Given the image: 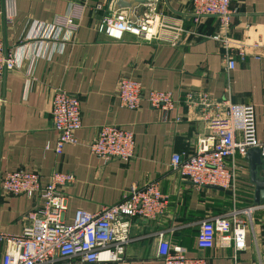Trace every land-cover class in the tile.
Masks as SVG:
<instances>
[{
    "label": "crops",
    "instance_id": "1",
    "mask_svg": "<svg viewBox=\"0 0 264 264\" xmlns=\"http://www.w3.org/2000/svg\"><path fill=\"white\" fill-rule=\"evenodd\" d=\"M149 1L136 13L151 7L166 28L153 41L127 34L118 42L98 32L115 11L112 0H0V35L20 63L0 74V231L20 236L35 205L3 192L10 172L37 171L44 184L56 172L72 175L74 183L63 192L68 223L78 210L97 213L121 203L132 187L154 182L168 197L166 213L157 220L133 219L131 242L117 264H163L157 258L162 233L189 257L209 264H264V205L256 203L247 158L229 159L237 173L230 190L198 188L171 166L175 155L197 154L199 139L210 134L208 122L223 117L230 104L255 108L264 142V0H233L227 23L195 17L191 0ZM75 9L81 13L75 33H50ZM124 77L140 81L146 92L171 93L175 108L165 113L147 102L138 111L122 108L116 90ZM57 91L78 97L82 112L78 144L67 145L61 155L52 122ZM104 126L134 133V159L105 163L91 152ZM256 179L264 181L261 166ZM232 215L247 223L246 248L236 251L218 241L211 250L198 249L201 224Z\"/></svg>",
    "mask_w": 264,
    "mask_h": 264
},
{
    "label": "built area",
    "instance_id": "2",
    "mask_svg": "<svg viewBox=\"0 0 264 264\" xmlns=\"http://www.w3.org/2000/svg\"><path fill=\"white\" fill-rule=\"evenodd\" d=\"M117 2L112 0L113 4ZM232 2L191 0V5L195 17L213 16L227 23ZM80 15V11L75 9L70 16L58 19L50 27V33L63 30L75 33ZM134 16L133 21L127 10L114 11L111 17L100 22L98 32L118 42L123 41L127 34L153 41L159 37V31L166 28L151 7ZM53 39L58 41L57 37ZM33 64L32 61L31 66ZM19 65L16 57L5 51L0 35V74ZM228 67L234 70L235 61L230 59ZM116 97L122 108L131 111H138L143 102L165 113L175 108L171 93L146 92L141 82L133 77L119 81ZM52 122L59 136L56 153L61 155L67 145L78 144L76 134L82 129L79 98L57 91L52 100ZM208 128L210 134L199 139L196 155L173 157L171 166L175 172L198 188L230 190L236 184L237 173L235 169H229V159L236 156L247 158L250 150L259 149L264 177V142L258 138L257 114L253 106L230 104L223 117L208 122ZM89 148L105 163L117 159L131 161L135 157V135L122 127L104 126ZM74 181L72 175L56 172L44 184L37 171L28 169L4 176V193L26 196L35 205L27 214V224L20 236L0 231V264H117L131 242L133 219L157 220L165 215L168 208V197L153 182L144 188L132 187L121 203L104 207L97 213L78 210L72 223H68L65 221L67 201L63 192ZM247 232V223L236 215L209 219L201 224L197 247L211 250L220 241L224 247L233 246L236 251H243L247 245ZM158 243L157 258L163 264H209L204 257H189L188 250L172 245L165 233L159 234Z\"/></svg>",
    "mask_w": 264,
    "mask_h": 264
},
{
    "label": "water",
    "instance_id": "3",
    "mask_svg": "<svg viewBox=\"0 0 264 264\" xmlns=\"http://www.w3.org/2000/svg\"><path fill=\"white\" fill-rule=\"evenodd\" d=\"M149 0H118L115 4V11L128 10L130 11L131 18L135 20V12L140 6L150 5ZM6 51V47H5ZM6 74V71H5ZM247 160L251 163V172L253 176V182L256 185V203L264 205V181L256 179V172L261 166V152L259 149H252L249 151ZM1 184V179H0Z\"/></svg>",
    "mask_w": 264,
    "mask_h": 264
},
{
    "label": "bare ground",
    "instance_id": "4",
    "mask_svg": "<svg viewBox=\"0 0 264 264\" xmlns=\"http://www.w3.org/2000/svg\"><path fill=\"white\" fill-rule=\"evenodd\" d=\"M161 33V32H160ZM162 35V34H161Z\"/></svg>",
    "mask_w": 264,
    "mask_h": 264
}]
</instances>
